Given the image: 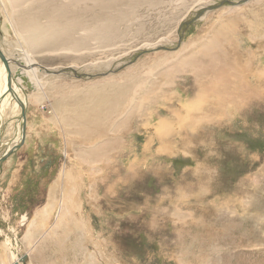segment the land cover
Here are the masks:
<instances>
[{"label": "rangeland", "instance_id": "obj_1", "mask_svg": "<svg viewBox=\"0 0 264 264\" xmlns=\"http://www.w3.org/2000/svg\"><path fill=\"white\" fill-rule=\"evenodd\" d=\"M4 2L0 46L46 91L0 164V264H264V0ZM64 14L89 27L67 38ZM28 19L33 65L11 23ZM106 20L122 41L94 39ZM64 189L80 210L31 251L28 222L49 232Z\"/></svg>", "mask_w": 264, "mask_h": 264}, {"label": "bare ground", "instance_id": "obj_2", "mask_svg": "<svg viewBox=\"0 0 264 264\" xmlns=\"http://www.w3.org/2000/svg\"><path fill=\"white\" fill-rule=\"evenodd\" d=\"M1 1V0H0ZM3 3H5L4 1L5 0H2ZM22 2V0H6V3H10L11 4V7L13 8V10L11 11V14L14 15V12L16 11L17 9V6L18 4ZM4 5V4H3ZM8 7V6H7ZM110 10V9H109ZM260 10V9H259ZM264 12V11H263ZM6 13V12H5ZM103 14V13H102ZM107 16V15H106ZM8 17V16H7ZM62 20H65L67 23H69L70 27L68 28L67 32L65 33V36L67 35V38H72L73 37V32L72 30L74 31V29L76 28H80L82 26H87L89 27V25L85 22H81V21H77L75 22L74 19L72 18H69L66 14L62 15ZM103 18V17H102ZM9 19V18H8ZM28 23H24V22H21L23 24H19L17 20H15V22H17V26H15V22H11L14 29L17 28V35H19L18 37L22 39L20 40H17L18 42H21L23 41V43L21 42V50L25 51L26 54H27V57H28V60H29V65H33L31 64L33 62V59L30 58L29 54H28V47H31V46H34L32 45V40H33V37H29V38H26L27 35H31L32 36V30L33 28H31V26L33 27V25H31L30 23V19H28ZM171 21L172 18H171ZM170 21V22H171ZM32 22V21H31ZM106 22V23H105ZM33 23V22H32ZM64 23V22H62ZM53 24V23H52ZM62 25V24H61ZM112 26V22L110 20H106L104 21V30L105 29H109L111 28ZM28 28H31L29 31H28ZM41 28V26H40ZM67 28V27H66ZM100 27H96L94 29L91 30L92 32V36L94 37V39H96L98 42H101V45L102 46H105L106 44H108L107 46L111 45L113 42L115 41H118V40H123L124 38L123 37H119L120 34L119 32L117 31H113V32H110L111 35H113V40H109V33L105 32L102 33L101 30L102 29H98ZM55 29V28H54ZM25 31V33H23ZM139 31V30H138ZM253 32V31H252ZM125 33V32H124ZM256 34V33H255ZM43 37V36H42ZM100 38H102L100 40ZM37 39L34 37V42H37L36 41ZM105 40V41H103ZM39 41V40H38ZM103 41V43H102ZM27 43L28 45L26 46L25 43ZM110 42H112L111 44H109ZM20 44V43H19ZM9 47V46H8ZM186 48V47H185ZM185 48H183L185 50ZM183 50V51H184ZM187 50V49H186ZM185 50V51H186ZM32 51V50H31ZM181 53V52H180ZM228 53V52H227ZM179 54V53H178ZM229 55V54H228ZM230 56V55H229ZM3 57H5L7 59V61L9 62V68H7L5 62H4V59ZM13 60L10 59V57L8 56V51L6 50V48L4 49L3 47L0 46V134L2 132V128L5 124H7V117H8V114L9 112H16L17 119H14L13 121L16 122V131H15V134H14V140L11 142V144H9V142L5 139H0V143H2L1 147L0 148V161H2L3 158H6L10 155H8V152L10 149H13L15 148L17 145H19L18 143H22V141L24 140L26 134H27V131H28V124L25 125V117H24V113H23V109H22V105L20 104V102L22 104L25 105V107L27 108L28 107V97L29 98H33L35 99V101H38V98L42 99L44 96H42V94L40 93L41 91H46V83L44 82L43 78H40L38 75H39V71L37 70L38 67L34 66V67H29L30 68V72L32 73L33 75V78L31 77H28L27 74H24L22 75V80L21 78H19V76H17L15 73H14V70H12L11 66H10V63H12ZM28 62V61H27ZM105 64V63H104ZM28 65V66H29ZM101 66V65H100ZM236 67V66H235ZM253 73V72H252ZM9 74L11 75V77L9 76ZM255 74V73H254ZM263 75V74H262ZM119 77H121L119 75ZM125 78V77H124ZM109 80H116V79H113V78H108ZM119 80V78H118ZM117 80V81H118ZM25 81V85L30 88H33L32 89V92L28 95L27 92H26V86L22 85V82ZM50 81H53V80H50ZM50 83V82H49ZM10 84V85H9ZM226 84V83H225ZM245 84V83H244ZM221 85V84H220ZM227 88V87H226ZM26 89V90H25ZM48 90V89H47ZM261 90V89H259ZM228 91V90H227ZM229 95V94H228ZM233 95V93L231 94ZM31 96V97H30ZM260 97V96H259ZM254 98V97H252ZM44 99V98H43ZM42 99V100H43ZM256 99V98H255ZM41 100V101H42ZM49 101V100H48ZM37 104V103H35ZM96 110V109H95ZM94 110V111H95ZM21 111H22V115H21ZM52 111V110H50ZM100 111V110H98ZM92 112V111H91ZM222 112V111H221ZM93 113V112H92ZM101 113V112H100ZM99 113V114H100ZM96 114V113H94ZM106 115V114H105ZM220 115V114H219ZM14 116V115H13ZM53 116V115H52ZM56 116V115H55ZM82 115H80L81 117ZM101 116V115H100ZM99 116V117H100ZM103 116V114H102ZM212 116V115H211ZM12 117V116H11ZM73 117V116H72ZM90 117V119L92 120L94 116H88ZM96 118V116L94 117ZM206 118V117H205ZM24 119V121H23ZM82 120H85L87 119L86 116H82L81 117ZM89 119V118H88ZM99 121V120H98ZM91 123V122H89ZM9 125L11 123H8ZM88 124V123H85V125ZM93 124V123H91ZM12 126V125H11ZM7 129V127H6ZM5 129V130H6ZM3 133H4V130H3ZM12 135V134H11ZM25 135V136H24ZM5 140V141H4ZM5 142V146L3 145V143ZM8 155V156H7ZM6 156V157H5ZM5 161V159L3 160ZM2 168V167H1ZM65 173H68V171L66 170ZM70 180H71V176L69 177ZM74 178V177H73ZM74 182V181H73ZM61 185V184H60ZM59 186V185H58ZM58 188V187H57ZM60 188V187H59ZM65 190V189H64ZM75 190V189H73ZM73 190L69 191V190H65L63 193H62V197H61V201L58 205V209H57V213L56 214V218H55V221L53 222V224H51L50 226V231H46L45 229L43 228H46V216H45V219L43 217V221L40 222L39 220V216L36 215L35 217H33L29 222H28V227H27V230H26V233H25V239L27 241V245L31 248V251L34 250V252L36 251V249L40 246H43L45 245V241L48 240L50 237L54 236L56 234L55 237H57V235L59 234V230H62V227H63V222H64V219L66 217H68V215H71L73 216V209L75 208H79L80 210V205L78 203V200L75 199V197L73 195H75L76 193L73 192ZM59 191V190H58ZM73 193V194H72ZM47 207V206H46ZM74 207V208H73ZM43 212V211H42ZM81 212V211H80ZM41 213V212H40ZM46 214V213H45ZM42 216V215H41ZM68 219V218H66ZM70 219V218H69ZM73 219V217L71 218ZM74 220V219H73ZM26 221V218L24 217L22 222L25 223ZM38 221V222H37ZM72 221V220H70ZM65 223V222H64ZM78 228H85V225L82 223V224H79V223H76ZM82 225V226H80ZM65 226V225H64ZM76 228V227H75ZM74 228V229H75ZM63 230L65 231L66 229L63 228ZM72 231H74L72 228H71ZM69 230V231H71ZM63 231V232H64ZM61 232V231H60ZM66 233V232H64ZM67 233L68 230H67ZM61 234V233H60ZM59 237V236H58ZM62 236H60L61 238ZM65 237V235H64ZM53 239V238H52ZM57 240H59V238L56 240H51V241H54V242H57ZM7 243L10 244V241L8 240ZM7 245V244H6ZM10 247V246H9ZM58 247H59V244H58ZM61 248V247H60ZM9 249V248H8ZM59 249V248H58ZM29 252V251H28ZM59 252H61L60 254L62 255V251L60 250ZM10 255H11V263L9 264H20V261L22 259H28L29 255L28 254H24L23 257L20 259L18 258V256H16V254H14L13 252L9 251ZM6 255L4 254L2 256V260L3 262H1V264H7L8 261L7 259L5 258ZM25 257V258H24ZM36 256L34 257V259L32 258V260H35ZM39 259V258H38ZM37 260V258H36ZM13 261V263H12ZM31 261V260H30ZM50 264V263H49Z\"/></svg>", "mask_w": 264, "mask_h": 264}, {"label": "water", "instance_id": "obj_3", "mask_svg": "<svg viewBox=\"0 0 264 264\" xmlns=\"http://www.w3.org/2000/svg\"><path fill=\"white\" fill-rule=\"evenodd\" d=\"M3 59H4V62H5V64H6V66H7V68H9V62L7 61V59L5 58V57H3ZM9 76L11 77V75L9 74ZM10 85V84H9ZM20 104L22 105V109H23V113H24V117L26 118V107H25V105L24 104H22L21 102H20ZM25 136V135H24ZM22 143H23V141H22ZM21 143V144H22ZM21 144H19V145H21ZM18 145V146H19ZM18 146L17 147H15V148H13V149H10L9 150V152H8V155H10V153H12L13 152V150H15L16 148H18ZM7 155V156H8ZM6 157V156H5ZM3 160H4V158L2 159V161H0V164H1V162H3Z\"/></svg>", "mask_w": 264, "mask_h": 264}, {"label": "crops", "instance_id": "obj_4", "mask_svg": "<svg viewBox=\"0 0 264 264\" xmlns=\"http://www.w3.org/2000/svg\"><path fill=\"white\" fill-rule=\"evenodd\" d=\"M4 138H5V137H4ZM4 138H3V139H4ZM9 138H10V137H9ZM9 138H8V139H9ZM10 159H11V158H10ZM10 159H9V160H10ZM9 160H8V161H9Z\"/></svg>", "mask_w": 264, "mask_h": 264}]
</instances>
